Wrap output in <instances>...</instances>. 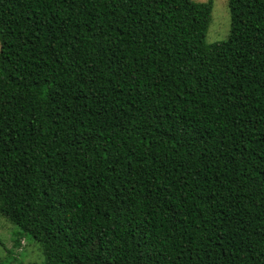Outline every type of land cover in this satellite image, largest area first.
Returning <instances> with one entry per match:
<instances>
[{"label": "trees", "instance_id": "obj_1", "mask_svg": "<svg viewBox=\"0 0 264 264\" xmlns=\"http://www.w3.org/2000/svg\"><path fill=\"white\" fill-rule=\"evenodd\" d=\"M0 0V214L40 264H264V0Z\"/></svg>", "mask_w": 264, "mask_h": 264}, {"label": "rangeland", "instance_id": "obj_2", "mask_svg": "<svg viewBox=\"0 0 264 264\" xmlns=\"http://www.w3.org/2000/svg\"><path fill=\"white\" fill-rule=\"evenodd\" d=\"M205 2L206 0H192ZM229 14L227 0H211V14L205 33V42L223 41L228 34ZM16 227L0 214V264H40L42 253L40 246L27 239L18 238Z\"/></svg>", "mask_w": 264, "mask_h": 264}]
</instances>
